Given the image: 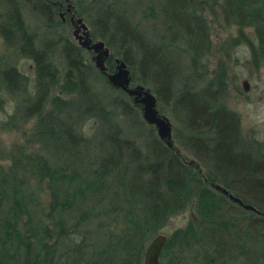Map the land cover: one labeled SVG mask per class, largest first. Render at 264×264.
<instances>
[{
	"label": "trees",
	"instance_id": "1",
	"mask_svg": "<svg viewBox=\"0 0 264 264\" xmlns=\"http://www.w3.org/2000/svg\"><path fill=\"white\" fill-rule=\"evenodd\" d=\"M90 5L91 37L110 51L102 73L65 33L57 4L0 0L7 51L0 56V135L22 136L23 125H32L25 143L0 147V264H142L152 237L185 212L184 227L165 234L161 264H264V140L255 131L243 135L240 117L226 106L224 68L205 75L211 42L202 15L207 7L215 17L218 8L225 26L237 30L221 48L244 44L258 64L264 0ZM24 6L48 38L30 29ZM13 57L31 61L33 76ZM116 58L128 67L131 85L149 89L159 113L180 125L171 147L142 119L140 105L109 83ZM96 83L117 94L105 99ZM3 94L14 105L6 119ZM85 121L93 123L91 137L83 134ZM127 125L142 142L132 129L124 132ZM32 145L35 154L27 153Z\"/></svg>",
	"mask_w": 264,
	"mask_h": 264
},
{
	"label": "rangeland",
	"instance_id": "2",
	"mask_svg": "<svg viewBox=\"0 0 264 264\" xmlns=\"http://www.w3.org/2000/svg\"><path fill=\"white\" fill-rule=\"evenodd\" d=\"M62 2L63 6L65 5V0H52ZM70 6L72 7L74 16L81 17L85 26H87L88 31L90 34L93 32V26L91 25L92 16L89 15V8H90V0H69L68 1ZM126 5H129L132 0H122ZM217 13V16H213L212 13L208 10L207 7L203 8L202 15L204 16L205 20L208 21L209 25V32H210V42H211V50L210 54L206 58L203 59V64L205 65V75L209 77L211 72L218 70L219 66L224 68V72L226 74V106L229 109L234 110L238 116L240 117V127H242V133L245 136L251 135V131H255V136L261 140H264V60L255 64L254 62L250 61V55L247 51L244 44L238 45L236 48H230L229 50H225L221 47H226L225 43L229 38L235 37L237 35V30L235 26H225L224 20L220 15L218 8L214 9ZM56 14L59 16L58 6H56ZM80 13V15L76 13ZM23 16L26 19L27 23L29 24L30 29L36 32L38 38L46 39L49 35L48 32L45 33L42 20L31 12L29 8L24 6ZM66 21L63 22L62 17H60L62 24L66 27L65 33L78 44L77 39L75 38L73 31L76 27L69 21V15L65 14ZM247 30V29H246ZM61 30L57 29L56 32ZM150 31V28H147V32ZM57 32V33H58ZM248 34L250 32L246 31ZM56 33V34H57ZM80 34V32H79ZM251 39L252 36H251ZM3 47V42L0 39V56L6 54ZM87 58L94 64V60L92 58V52L86 51ZM57 67L62 68L63 60L59 51L55 54L53 58ZM12 62H15L14 65L29 76H33V72L31 71L32 62L28 60L17 59L13 57L11 59ZM245 80L248 83V90L244 91L242 81ZM102 85V84H101ZM99 83H96L95 89L100 92L102 96L104 95L105 99H110V96H115L117 93L113 92L109 94V90L106 89L104 85L101 86ZM134 86V85H133ZM4 98L6 99V107L4 112L1 115L6 119L9 114L13 112V103L10 99L8 94H3ZM112 108V107H111ZM156 109L158 106L156 105ZM119 110V109H117ZM142 117V114H141ZM171 124V130L173 128H178L180 125L172 119L171 117H167ZM128 124V123H127ZM24 126V135L16 134L14 132H8L7 134L0 135V147L4 148V151L12 149L11 147L15 144L25 143L28 140V134L32 125L26 124ZM93 123L92 121H85L83 126V134L86 137H91L93 135L92 130ZM132 128H125V133H129ZM130 136L135 138L137 142H142L137 136L140 132L136 129H132ZM156 133V130H154ZM173 131V130H172ZM141 138V137H140ZM143 139V138H142ZM176 143V138H173ZM37 147L32 145L29 149H27V153L35 154ZM184 156L191 160L192 155L189 154L188 151H184L180 148ZM3 160L2 162H4ZM44 191V190H43ZM43 193V192H42ZM43 195V194H42ZM45 196L43 195V198ZM189 218V212H185L181 215L175 216L170 219L165 228L162 230L160 234H167L172 232L176 228L184 227L185 223ZM152 240V239H151ZM150 240V241H151Z\"/></svg>",
	"mask_w": 264,
	"mask_h": 264
},
{
	"label": "water",
	"instance_id": "3",
	"mask_svg": "<svg viewBox=\"0 0 264 264\" xmlns=\"http://www.w3.org/2000/svg\"><path fill=\"white\" fill-rule=\"evenodd\" d=\"M70 6V5H69ZM73 20V19H72ZM75 30L73 34L78 41V45L81 48L92 50L94 53L92 58L94 60V65L100 73L107 70L105 62L110 57L109 48L106 47L103 40H92L89 37L87 26H85L81 17H78L74 21ZM80 32V34H79ZM115 70L112 73H107L106 78L108 79L111 86L116 87L125 91L130 97H132L134 103L140 105V110L142 114V119L146 123L152 125L156 130L157 136L166 141L168 147L172 146V130L169 119L159 113L156 109L157 98L151 93L147 88L142 87L141 85L134 84L130 86L131 78L128 67H126L124 61L115 59ZM243 89L244 91L248 90V83L243 80ZM216 190H220L224 195L228 192L222 189L219 185H214ZM228 198L233 202H237L244 209H249L254 211V208L249 204H244L237 197L235 198L232 194H228ZM165 234H157L152 237V240L145 246V251L142 257V264H161L160 255L162 252V247L166 242Z\"/></svg>",
	"mask_w": 264,
	"mask_h": 264
},
{
	"label": "flooded vegetation",
	"instance_id": "4",
	"mask_svg": "<svg viewBox=\"0 0 264 264\" xmlns=\"http://www.w3.org/2000/svg\"><path fill=\"white\" fill-rule=\"evenodd\" d=\"M69 0H65V6L66 7H64L63 6V3L62 2H58V1H52V0H50V2L53 4V5H56L57 4V6H58V10H59V12H58V14H59V16L60 17H62V20H63V22H65L66 21V17L64 16L65 14H68L70 17H69V21H70V23L72 24V26L74 25V21H75V19L77 18L76 16H74V14H73V10H72V7L71 6H69L70 4H69V2H68ZM73 19V20H72ZM88 33H89V37H91V34H90V31H88ZM92 38V40L94 41V39H93V37H91ZM86 51H91L92 52V50H87V49H85ZM94 53L92 52V55H93ZM108 60V59H107ZM130 86H132L131 84H130Z\"/></svg>",
	"mask_w": 264,
	"mask_h": 264
},
{
	"label": "bare ground",
	"instance_id": "5",
	"mask_svg": "<svg viewBox=\"0 0 264 264\" xmlns=\"http://www.w3.org/2000/svg\"><path fill=\"white\" fill-rule=\"evenodd\" d=\"M150 125V124H149Z\"/></svg>",
	"mask_w": 264,
	"mask_h": 264
}]
</instances>
